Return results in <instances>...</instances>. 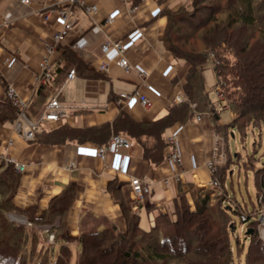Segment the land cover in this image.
<instances>
[{
  "label": "trees",
  "instance_id": "obj_1",
  "mask_svg": "<svg viewBox=\"0 0 264 264\" xmlns=\"http://www.w3.org/2000/svg\"><path fill=\"white\" fill-rule=\"evenodd\" d=\"M199 0H192L193 5ZM210 13L194 22L195 13L183 8H167L162 14L165 24L161 32V42L165 49L177 59L187 63L184 80L181 84L186 100L179 104L168 105L165 113L151 121H140L121 112L112 124L91 127L71 126L64 123L56 128L37 133L36 140L63 143L66 141L82 142L93 140L99 144L107 142L111 133L132 137L141 142L146 158L158 163L164 159L163 133L175 122H184L196 112L211 120L212 126L227 131L229 125H236L240 130L248 124L260 126L264 123V0H215L209 2ZM63 53L54 64V74L50 82L37 86L36 97L27 108L31 116L40 112L46 98L62 83L66 72L74 68L76 74L94 78L100 74L89 67L88 62L80 59L70 46L62 45ZM231 55V57H229ZM212 59L215 81L220 78L221 85L233 110L232 120L225 125L216 124L215 113L204 85V64ZM219 80V79H218ZM225 83V84H224ZM61 99L63 94L61 92ZM189 103H194L191 107ZM16 107L11 99L0 98V126L5 121H12L16 116ZM222 129V130H223ZM221 133V132H220ZM225 133V132H223ZM225 136V134H224ZM149 137L152 143L142 141ZM231 156L228 157L229 164ZM225 166V169H224ZM226 163L221 164L220 171H227ZM264 175V165L256 172ZM216 173V172H215ZM225 177V176H224ZM224 179V178H223ZM20 183V174L12 163L0 161V264H32L33 250L27 245L26 227L22 223L10 220L3 214V208L16 209L13 195ZM222 184V182H221ZM223 186V185H222ZM199 197L189 202L185 193L174 200L173 217L167 210L157 209L153 213L152 223L144 229L139 225V214L133 211L134 199L124 194L121 204L125 214L127 229L113 233L115 223L104 217H93L96 224L82 231L77 238L82 245L78 264H98L97 254L92 252L90 242L94 241L97 250L104 254L115 251L105 264H169L172 258H180L182 264H233V245L230 230L235 225L230 212L237 209L225 204L228 196L217 195L211 200V188L198 190L191 185ZM74 190L67 186L56 198L50 201L49 213H33L35 205L22 208L31 222L53 223V217L59 215L66 220V213L71 204ZM150 204L147 208H152ZM243 212H240L242 214ZM48 214V215H47ZM249 218V214H248ZM107 222L112 228L105 226ZM255 220L248 222L254 224ZM67 221H62L65 230ZM59 227V225H57ZM169 226L168 229H163ZM253 229V226L249 227ZM56 228H54L55 230ZM112 229V234L110 233ZM11 230V232L9 231ZM255 231V230H253ZM135 234L139 236V248ZM245 253V264H255L254 247L259 244L251 232ZM67 237L65 231L62 238ZM264 255V245L260 249ZM30 253V254H29ZM100 255V254H98ZM105 255V254H104ZM38 259L35 264H39ZM139 260V261H138ZM46 264H68L60 250L54 259H46Z\"/></svg>",
  "mask_w": 264,
  "mask_h": 264
},
{
  "label": "crops",
  "instance_id": "obj_2",
  "mask_svg": "<svg viewBox=\"0 0 264 264\" xmlns=\"http://www.w3.org/2000/svg\"><path fill=\"white\" fill-rule=\"evenodd\" d=\"M91 1L98 4L101 15L111 14L114 21L105 25L101 32H97L87 15L88 23H81L79 15L75 13L76 9L80 8L74 7V35L83 34L88 37L90 42L86 54L94 62L103 56L100 51V43L103 40L121 39L125 45V56L132 65L131 70L124 72L133 73V77L128 79L126 90L120 92L131 93L139 89L151 100L152 106L145 109L136 99L121 103L118 101L120 92L116 93L112 88L106 95L104 105L100 107H88L83 104V100L66 101L63 96L65 102L77 106L75 121L71 126L91 127L106 123L111 125L121 112L140 121H151L162 116L168 105L172 104L169 100L175 91L181 88L187 68V63L174 58L161 42L160 36L166 20L162 12L167 8L179 7L186 0H149L141 4L135 13L129 12V6L136 0ZM48 2L49 0H29V3L0 0V98L4 97L6 82L11 81L23 95H30V101L35 99L37 88L30 93V83L42 52L43 41L57 22V13L49 9ZM158 44L164 49L163 53L158 51ZM6 57H9L7 61ZM116 66L112 64L107 74L98 71L102 75L94 78L81 74L68 80L64 77L62 87L68 82L87 81L86 90L89 88L92 92L103 91L107 79L112 85L109 73ZM195 114L197 113L195 112L189 120L173 123L163 133V141L170 133H178L179 150L183 157L178 178L173 176L166 183L161 179L174 173L175 168L166 162L165 157L158 163L146 158L141 142L135 138L128 136L132 140L129 148L122 147L117 153L108 152L100 159L95 153L96 147L100 145L98 142L84 140L51 143L36 140L25 144L10 130V121H5L0 126V139L11 136L14 141L10 149L12 156L25 164L23 170L18 171L19 185L23 186V189H17L14 202L23 206L22 208L35 205L39 209H45L67 186H72L74 195L66 213L68 223L72 221L76 224L80 216L86 213L92 218H107L119 227L125 221L121 204L124 194L127 193L129 198L134 199L130 185L125 181L128 175L142 177L149 191L145 206L137 204L134 199L133 211L138 212L140 207H145L155 213L168 201H172L174 206L175 198L181 193H185L188 201L192 202L199 195L193 192L191 185L198 190L210 188L207 185L210 174L202 165V161L204 153L211 149L212 133L205 127L204 121L194 122ZM77 116L81 117L80 124L76 122ZM204 120L207 121L205 117ZM141 140L152 143L149 137H142ZM133 141H138L139 144ZM163 153L165 156V152ZM70 163H74V166L70 167ZM218 169L221 170V164ZM153 185H157L164 192V199L151 202L154 191L150 190V187ZM150 204L153 207L149 209L147 206Z\"/></svg>",
  "mask_w": 264,
  "mask_h": 264
},
{
  "label": "rangeland",
  "instance_id": "obj_3",
  "mask_svg": "<svg viewBox=\"0 0 264 264\" xmlns=\"http://www.w3.org/2000/svg\"><path fill=\"white\" fill-rule=\"evenodd\" d=\"M224 1L225 0H222V2ZM209 2L214 3L215 0H199L194 5L192 0H186L183 3V8L188 9L190 12L193 11V13L196 14L193 21L197 22L199 19H204L210 13V10H208V7H210ZM75 13L79 15L81 23L85 25L88 23L84 11L76 9ZM158 51L162 53L164 51L160 44H158ZM229 57H231V55H229ZM124 71L125 70L119 66L112 68L109 73L112 85H110L109 79H107L104 84L103 91L99 92H92L89 88L86 90L87 81H79L80 84L68 82L62 87L63 96L66 101L83 100V104L88 107L103 106L110 88H112V90L116 93H119L120 90H126V86L129 83L128 79L133 77V73L127 74ZM203 76L208 98L211 102H215V77L211 58H208L204 64ZM225 87L226 86L224 85V91ZM180 90L184 96V100L179 102L182 103L187 101V98L184 94L182 86ZM179 103L172 102V104ZM191 104L192 103H189L190 106ZM233 113L234 112L231 108H226L220 111L218 113V119H216V124H228L232 120ZM205 118L210 122L211 130L216 132L223 139V146L225 150L226 146H228L225 152L226 157L224 159V163H226V167H228L226 174L225 171H220L217 167L214 175L219 179L220 183L222 182L223 185L222 193L220 192L218 195L225 194V187L228 194V196H226L225 204L229 205L231 209H237L238 211V213L234 211L230 212V216L235 225L234 230H230V240L233 245V264H245V253L250 241V237L245 233L251 226H253L251 233L254 235V239L259 241V244H257L253 250L254 256H256L257 259L255 264H264V255H262L260 251L261 246L264 245V239L260 237L259 234L260 225H264V175L260 172L261 170L256 172L259 166L264 165V123L259 127L248 124L244 127L243 131L236 125H229L226 131L221 127L215 128L212 126L211 120L208 117ZM76 122L77 124L81 123L80 116L76 117ZM130 141L132 140L130 139ZM133 142L135 144H139L138 141ZM230 156L231 160H229V164H227L228 157ZM208 186H210L212 190V193H210L211 200H214L218 193L217 188L209 184ZM17 187L19 190L23 189V186L19 184ZM17 189L13 198H16L17 196ZM152 189L154 192L151 196V202L159 201L165 198L164 192L160 190L157 185L151 186L150 190ZM1 197L2 196L0 195V199ZM15 205L17 206L16 209L3 208V214H5L10 220L22 223L26 227L27 245L33 250L32 264H35L38 259H40L39 264H46V259L52 261L59 250L64 259L68 260V264H78L82 251V245L77 238L81 235L82 231H85L88 227L96 224V219L88 217L87 214L84 213L80 216L79 221L76 224H73L72 221H69V223L67 222V230H65L64 226L61 224L63 220L64 223L67 221L65 220V216L64 219L59 215L53 217V223L50 224H42L41 222L34 223L28 219L25 212L23 213L20 211L23 206L16 204V202ZM173 208L174 206L172 201H168L167 204L164 203L162 206V209L167 210L171 217L174 216L172 213ZM45 211L49 213V208L46 207L45 209H39L38 207H35V211L33 213H44ZM240 212L245 213L247 217L249 214L247 221H243ZM138 213L139 225L144 229L149 228L152 223L153 211H148L145 207H140ZM252 220H255L254 224L252 223L248 225V222H251ZM57 225H59V227ZM105 226L112 228V224L109 222H107V224L105 223ZM54 228L56 229L54 230ZM113 228L114 231L110 229V233L112 234L113 231V233L116 234L118 231L127 229V223L124 221L123 224L119 225V227L116 225V227ZM168 228L169 226H166L163 229ZM9 231L11 232V230ZM65 231L67 232V237L61 239ZM134 238L137 240V243L133 245V248L138 249L139 236L135 234ZM89 246L92 247V252L95 251L97 254L98 264H105V261L115 253V251H107L104 253L105 255L100 253V251L97 250V246L94 241H91ZM95 253L93 252V254ZM179 260L180 258H172L169 261V264H182ZM158 262L160 264L162 261Z\"/></svg>",
  "mask_w": 264,
  "mask_h": 264
},
{
  "label": "built area",
  "instance_id": "obj_4",
  "mask_svg": "<svg viewBox=\"0 0 264 264\" xmlns=\"http://www.w3.org/2000/svg\"><path fill=\"white\" fill-rule=\"evenodd\" d=\"M18 1L21 3H29V0ZM147 1L149 0H136L133 3L131 2L129 12L135 13L140 5ZM47 6L50 10L57 13V22L53 25L48 37L43 41L42 52L37 62L36 71L33 73V80L30 83V93L37 88L39 84L47 83L52 80L54 74L53 66L63 53L62 45L70 46L80 59L88 62L90 68L95 69L100 73L107 74L112 64L123 68L126 72L132 69V65L125 56V45L121 39L107 38L103 40L100 43V51L103 56L94 62L86 54L87 46L90 42L88 37L83 34L74 35L73 31L76 20L73 11L74 7H79L84 11L89 17L92 27L97 32H101L105 25L113 23L114 17L111 14L101 15L100 7L96 2L91 0H49ZM8 59L9 57H6L5 61ZM141 74L143 75V73ZM76 75L74 68H70L66 72L65 80L73 79ZM218 79L214 84L216 101H210V105L215 113H219L220 111L229 108L225 91L221 85L220 78ZM62 85L63 84L46 98L40 112L35 116H31L27 112L30 95H23L13 82H6L4 97L11 99L17 111L15 118L10 122V130L17 134L25 144L35 142L37 133L43 129L50 130L64 123L70 125L74 124L75 110H77V106L61 99ZM131 99H136L145 109H149L152 106L151 100L143 92L139 91V89H135L131 93L120 92L118 94V101L121 103H126ZM183 100V93L179 89L175 91L169 101L171 103H179ZM191 107H194V103L191 104ZM193 119L194 122L204 121L205 127L211 130L210 122L204 120L202 115L197 113L194 115ZM178 143L179 136L176 132H172L164 138L165 160L171 164L175 170L171 175L165 176L161 179L163 183H166L168 179L173 176L177 179L181 173L183 157L179 150ZM13 144V138L9 135L0 139V161L2 160L7 163H12L16 171H21L25 167V164L12 156L10 149ZM131 144L132 142L128 137L122 134L112 133L107 142L96 147L95 153L98 158L102 159L106 153H117L121 147L129 148ZM223 145V139L216 132L212 131L211 149L208 153H204L202 161V165L208 169L210 174L207 185L209 184L217 188V195L220 192L222 193L223 187L214 174L218 165L225 161L226 150ZM121 163L122 159L119 160V164ZM73 166L74 163H70V167ZM125 181L130 185V189L137 204L139 203L140 205L145 206L148 200L149 191L144 179L137 175H128L126 176ZM241 218L243 221L248 220L245 213L241 214ZM259 234L260 237L264 239V225H260Z\"/></svg>",
  "mask_w": 264,
  "mask_h": 264
},
{
  "label": "water",
  "instance_id": "obj_5",
  "mask_svg": "<svg viewBox=\"0 0 264 264\" xmlns=\"http://www.w3.org/2000/svg\"><path fill=\"white\" fill-rule=\"evenodd\" d=\"M228 208H230L229 205H228ZM246 232H252V229H251V228H248V229L246 230Z\"/></svg>",
  "mask_w": 264,
  "mask_h": 264
}]
</instances>
